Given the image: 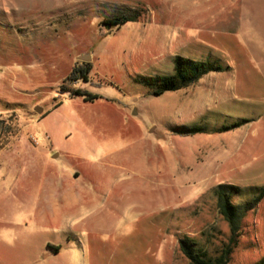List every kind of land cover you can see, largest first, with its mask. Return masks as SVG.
<instances>
[{"label": "rangeland", "instance_id": "rangeland-1", "mask_svg": "<svg viewBox=\"0 0 264 264\" xmlns=\"http://www.w3.org/2000/svg\"><path fill=\"white\" fill-rule=\"evenodd\" d=\"M176 56L223 69L153 95ZM219 185L264 187V0H0V264H190L227 242ZM244 226L229 264L264 199Z\"/></svg>", "mask_w": 264, "mask_h": 264}, {"label": "trees", "instance_id": "trees-1", "mask_svg": "<svg viewBox=\"0 0 264 264\" xmlns=\"http://www.w3.org/2000/svg\"><path fill=\"white\" fill-rule=\"evenodd\" d=\"M136 17H111L104 19L106 27H120L128 22H135ZM223 68L209 60L195 61L176 56L173 60V70L170 75L142 77L140 82L148 86L151 93L160 96L166 92L177 91L198 82L210 72L221 71ZM191 133H203L199 128H191ZM218 211L228 225L229 235L214 255L200 247L194 240L183 237L179 239L180 250L190 264H229L231 254L243 235L245 218L258 203L264 199V187L239 188L231 185H219L215 189ZM254 264H264V256Z\"/></svg>", "mask_w": 264, "mask_h": 264}, {"label": "crops", "instance_id": "crops-1", "mask_svg": "<svg viewBox=\"0 0 264 264\" xmlns=\"http://www.w3.org/2000/svg\"><path fill=\"white\" fill-rule=\"evenodd\" d=\"M83 199H84V198H83ZM78 200H81V197H79V196H78V197L75 196V197H74V200H73V203H71L70 201H69V202H66L64 207L67 208V209H68V208H71V207H74V206L78 203Z\"/></svg>", "mask_w": 264, "mask_h": 264}, {"label": "water", "instance_id": "water-1", "mask_svg": "<svg viewBox=\"0 0 264 264\" xmlns=\"http://www.w3.org/2000/svg\"><path fill=\"white\" fill-rule=\"evenodd\" d=\"M79 59H80V60H87V57H85V56H81Z\"/></svg>", "mask_w": 264, "mask_h": 264}]
</instances>
